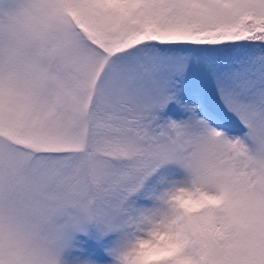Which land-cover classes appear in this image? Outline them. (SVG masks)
Masks as SVG:
<instances>
[{"label": "snow or ice", "instance_id": "snow-or-ice-1", "mask_svg": "<svg viewBox=\"0 0 264 264\" xmlns=\"http://www.w3.org/2000/svg\"><path fill=\"white\" fill-rule=\"evenodd\" d=\"M0 264H264V0H0Z\"/></svg>", "mask_w": 264, "mask_h": 264}]
</instances>
